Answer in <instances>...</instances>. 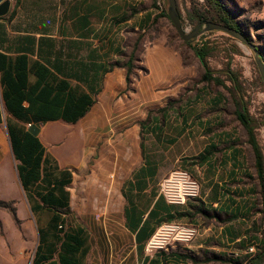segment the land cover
Returning <instances> with one entry per match:
<instances>
[{
  "label": "crops",
  "instance_id": "0c3cea01",
  "mask_svg": "<svg viewBox=\"0 0 264 264\" xmlns=\"http://www.w3.org/2000/svg\"><path fill=\"white\" fill-rule=\"evenodd\" d=\"M150 1L149 6L136 8V0H21L18 5L10 2L8 14L0 17V201L14 203L19 220L29 221L27 204L30 206V203L20 178L22 163L16 157L10 129L28 131V122L9 112L2 76L12 79L13 88L15 79L17 90L24 85L21 92L26 98L21 105L34 110L32 114L37 115L40 109L62 110L42 115L45 121L37 126L40 132L36 137L44 150V158L50 161V168L57 165L59 172L68 171L61 164L72 160L66 161L61 154L70 143L71 125L85 122L82 129L97 132L102 125L97 120L100 110H105L107 121L106 110H129L134 106L133 93L127 92L121 99L119 96L128 89L127 67L134 53L136 32L137 37L142 35L138 41L143 47L142 63L137 65L152 78L143 81L138 92L150 93L161 83L193 75V69L184 64L183 56L169 44L166 35L151 42L150 26L163 8L156 9L154 1ZM193 1L204 3V0ZM222 2L239 7L264 4V0ZM162 5L165 6L164 0ZM187 7L190 10L191 6ZM125 53L128 57H124ZM139 69L133 68L132 72L139 74ZM72 97H84L83 108L87 110L74 124L60 117ZM183 108L186 109L182 111ZM183 108L179 106L177 116L171 120L166 117L163 123V126L174 124V128L166 130L176 131L179 136L162 140L170 143V148L181 141H189L191 146L200 139L206 143L198 152L144 153L145 163L122 183V197L101 200L111 202L112 207L105 208L103 213L114 216L119 228L110 230L114 244L107 253L98 256L99 264H245L249 258L247 249L253 242L258 244L256 256L260 253L264 245V219L259 181L246 183V179L256 178L257 174L255 177L248 172L245 153L238 146L228 144L223 148L222 144L231 134L223 128L219 112L222 104L187 102ZM48 116L58 118L50 120ZM129 121V117L118 120L117 129ZM152 128L157 134L161 131L157 123ZM191 131L198 136H190ZM65 137L69 139L62 150L47 151L45 145L54 140L64 141ZM210 147L214 148L213 152H204ZM153 154L167 157L169 167L164 170L158 160H148ZM200 156L203 158L199 159ZM180 162L190 166L199 179L201 195L185 206L172 207L159 196L155 182H161L172 171L170 166ZM252 163L255 167L254 156ZM19 204L23 205V213ZM29 209L35 214L32 207ZM0 220L3 221L1 217ZM169 221L194 224L200 228V234L190 245H178L151 256L146 254V243L157 227ZM19 256L25 259L23 251Z\"/></svg>",
  "mask_w": 264,
  "mask_h": 264
},
{
  "label": "rangeland",
  "instance_id": "374dc122",
  "mask_svg": "<svg viewBox=\"0 0 264 264\" xmlns=\"http://www.w3.org/2000/svg\"><path fill=\"white\" fill-rule=\"evenodd\" d=\"M162 1H158V6L167 12L168 0H164L165 6L162 5ZM176 1L183 27L186 32L191 33L198 24L189 22L187 5L191 6L195 1ZM150 3V0H136V8L142 5L149 6ZM224 6L237 20L241 31L259 49L260 59L264 63V4L258 3L252 7H239L230 2ZM160 35H166L168 42L183 56L184 64L193 69V75L190 78L178 79L171 83H161L154 86L150 93L143 90L138 92V86L143 81H149L152 78L148 77L147 70L137 65L142 63L140 51L143 50V47L138 41L141 40L142 35L137 37L136 32L133 59V65L134 62L135 65L133 68L134 70L139 68L141 70L139 69V74H136V71H131L128 89L119 96L121 99L126 95L125 93H133L134 106L129 110H123V108L112 111L106 110L109 114L106 116L107 121L104 119L103 111L105 110H100L97 120H101L99 122L102 124V129L100 128L97 132L82 129L85 127V122L71 125L69 129L70 143L61 154L66 161L67 159L72 160V163L61 164L62 168H68L67 174L71 182L64 191L70 200L67 210H57L52 213V210L44 209L32 214L29 208L39 205L40 202L35 197L36 193L35 195L31 193L28 197L30 206L27 204L30 219L28 222H24L17 218L14 203L0 201L4 204L0 205V217L3 219V221L0 220V264H32L40 244L43 245L44 253H49L45 250L50 252L52 250L50 261L53 264H59V255L63 254L61 243L64 241V234L74 233L79 228H83L85 231L89 254L88 256L77 254L73 258L77 259L80 264H99L98 256L105 251L107 253L110 246L114 244L113 235L110 232L117 231L119 228L118 221L114 216L103 213L105 208L112 207L111 202L106 203V201L101 202V200L122 197V183L127 176H131L132 172L137 171L145 163L144 153L198 152L206 143L205 140L200 139L199 142L193 141L191 146L189 141H181L174 148H170L171 144L162 140V138L165 140L179 136L176 131L166 130L167 128H174V124L163 126L164 118L167 117L171 120L177 116L178 107L183 108L187 102L202 105L211 101H219L222 104V109L219 112L221 113L223 128L231 134L230 139L222 144L223 148L226 149L228 144L238 146L240 151L245 153L248 172L256 177V170L252 163L253 149L248 142L245 129L235 116L231 94L213 82L202 80L203 70L198 59L179 36L172 22L166 17L159 18L154 25L150 26L148 36L151 42ZM202 36L205 41L217 47V50L208 58L209 66L215 76L222 78L225 84L231 87V83L224 74L229 62L231 69L238 75L249 115L254 124L258 126L256 139L264 156V83L255 61L254 52L220 31L206 32ZM202 38L199 37L194 40L195 43L193 41L191 43L196 44ZM124 57H128V55L125 53ZM119 106H121L120 102ZM184 109L186 108H183L182 111ZM127 117L130 119L129 123L118 126L117 129L118 120ZM133 117L134 119L131 121ZM155 123L161 127L158 134L152 128ZM41 128L44 129L45 127ZM190 136L197 137L198 133L192 135L191 131ZM68 139L65 137L64 141L54 140L50 142V144L45 145L47 151L52 153L62 150ZM67 152L69 153L67 154ZM85 152L87 153L86 158ZM153 155H150L148 160H158L164 170L169 167L167 157ZM79 159L83 160L84 163H79ZM57 168L58 166L55 165L49 169L50 176H55L56 179L60 177ZM177 168L188 171L200 184L190 166L186 167L183 162H180L175 166H170L169 170ZM256 180L258 181L257 177L246 179V183H254ZM159 184V181L155 182L156 189L159 188ZM45 190V188H38L35 191L43 193ZM260 205L261 209L264 210V204L261 203ZM18 208L23 213V205L19 204ZM53 214L60 217L61 223L57 225L61 224L62 229L55 230L52 227ZM262 216L264 215L262 214ZM39 230H43L46 234V237L42 238L41 241ZM22 251L25 259L19 256Z\"/></svg>",
  "mask_w": 264,
  "mask_h": 264
},
{
  "label": "trees",
  "instance_id": "16d2710c",
  "mask_svg": "<svg viewBox=\"0 0 264 264\" xmlns=\"http://www.w3.org/2000/svg\"><path fill=\"white\" fill-rule=\"evenodd\" d=\"M20 1L21 0H16V5H18ZM153 1L154 7L159 9L157 0ZM187 16L190 23L200 24L213 22L241 31L237 20L226 10L224 4H222L220 0H204L203 4L194 2V4L191 5L190 10H188ZM163 17L169 19L168 13L165 10L160 12L159 16L154 18L153 25L158 21L159 18ZM202 37L203 36H201V38ZM193 42L195 43V41ZM192 43H186V45L190 47L199 61V64L203 70L202 80L204 82H213L215 85L223 87L231 94L235 107V116L245 129L248 136V142L254 152L255 170L260 185L262 203L264 204V156L256 139V130L258 126L254 124L253 119L249 115L248 107L244 101L242 90L240 88L239 77L231 69L229 62L226 70L224 71L227 80L231 83V87L227 86L222 78L215 76V73L210 68L208 63L209 56L217 50V47L211 45L210 42L205 41L204 38H202L200 42H196V44ZM133 59L134 53L132 54L127 67L128 76L126 80L128 84L130 82V73L133 69ZM18 80L21 81V78H18ZM11 81V78L2 76L4 99L6 101L7 108L9 112H11L18 119L28 122L27 124H32V126H41L45 121L43 116H45L47 112H53V114H55L56 111H62L60 109H52V111H50L51 109H40L38 110L37 115L32 114L34 110H27L21 105L26 98L24 93L21 92V89L24 87V85H20L21 87L17 90L16 80L14 79L13 81V83L16 84L14 88L11 86ZM83 104L84 97H80L79 99L72 97L69 107H66L63 110L60 117L73 124L76 123L87 111L86 108H83ZM30 113L33 115L32 117H28ZM46 118L53 120L57 119L58 117L48 116ZM10 133L12 136V143L16 157L22 163V165L19 166V173L27 196L30 197L29 195L31 193H34V195L36 193L35 197L40 202L39 205L35 207L32 206V211L35 213L44 209H48L49 211L52 210L51 212L53 213V211L57 210H67L69 208V198L66 194H64V191L65 187L69 186L71 183L67 171L60 172V177L57 179L55 176H50V161L47 158H44V150L38 138L33 136L29 132V129L28 131H13L10 129ZM213 149V147H210L204 152L209 154V152H213ZM202 158L203 156L199 157V159ZM38 188H45L46 190L43 193L36 192L35 190ZM0 205L4 204L0 202ZM261 212L264 215V210ZM59 223H61L60 217L53 214L51 225L55 230L63 228L61 224L59 226L57 225ZM38 233L40 236V241L42 238L46 237V234L43 232V230H39ZM61 248H63V254L59 255V264H80L77 259L73 258V256L77 254L80 256H86L87 254V241L84 229L79 228L71 234L65 233L64 241L61 243ZM45 251H48L49 253H44L43 245L40 244L37 248L32 264H45L50 261L52 259L50 254L52 250L51 252L49 250ZM249 262L251 264L253 262L258 264L264 263V245L260 247V253L257 256L255 255L254 259H251ZM51 264H53L52 261Z\"/></svg>",
  "mask_w": 264,
  "mask_h": 264
},
{
  "label": "built area",
  "instance_id": "2783aa9c",
  "mask_svg": "<svg viewBox=\"0 0 264 264\" xmlns=\"http://www.w3.org/2000/svg\"><path fill=\"white\" fill-rule=\"evenodd\" d=\"M16 3V0H10ZM32 124H27V128H32ZM201 195V187L198 181L184 169L172 170L159 184V196L172 207L185 206L189 201L197 200ZM200 228L191 223L179 221L164 222L157 227L154 234L145 246L148 255L159 252H168L178 245H190L199 236ZM258 244L253 242L247 249L249 257L245 264L257 254Z\"/></svg>",
  "mask_w": 264,
  "mask_h": 264
},
{
  "label": "water",
  "instance_id": "95a60500",
  "mask_svg": "<svg viewBox=\"0 0 264 264\" xmlns=\"http://www.w3.org/2000/svg\"><path fill=\"white\" fill-rule=\"evenodd\" d=\"M169 7L167 10L168 17L172 22L175 30L179 34V36L186 42L190 43L197 38L201 37L206 32L211 31H220L227 34L229 37L236 39L240 43L249 47L255 55V61L261 75V78L264 83V63L260 59V51L259 49L250 42V40L246 37V35L242 31L235 30L233 28L227 27L222 24H217L213 22H206L198 24L191 33L185 31L180 14L178 12L177 1L176 0H168ZM10 1H2L0 0V17H4L8 14L10 10ZM29 132L33 136H38L40 132V128L37 126H33L29 129Z\"/></svg>",
  "mask_w": 264,
  "mask_h": 264
}]
</instances>
